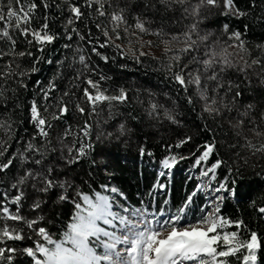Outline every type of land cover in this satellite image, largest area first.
Instances as JSON below:
<instances>
[{"label":"snow or ice","instance_id":"obj_1","mask_svg":"<svg viewBox=\"0 0 264 264\" xmlns=\"http://www.w3.org/2000/svg\"><path fill=\"white\" fill-rule=\"evenodd\" d=\"M148 166L133 202L115 181ZM261 225L264 0H0V264H260Z\"/></svg>","mask_w":264,"mask_h":264},{"label":"trees","instance_id":"obj_2","mask_svg":"<svg viewBox=\"0 0 264 264\" xmlns=\"http://www.w3.org/2000/svg\"><path fill=\"white\" fill-rule=\"evenodd\" d=\"M56 2H60V0H56ZM56 14L55 8L53 9V12L50 13V15ZM61 23V20H57V25ZM86 31V30H85ZM95 32V29H93ZM154 39L153 37L144 36L143 39ZM75 37H73V41H75ZM135 40V38H132ZM64 40H58L56 42V45L52 48L53 52H56L57 49L60 48V45L65 43ZM85 46H87V42H83ZM118 43H123L125 45V50H127V47H130V45L127 44V41H118ZM139 46L137 45V48ZM105 51V50H101ZM144 51H149L147 47L144 48ZM155 55H159V49H152L151 50ZM61 54H63L61 50ZM106 54L111 56L116 55L114 49H107ZM143 63L142 64H136L135 61L129 59L122 58L118 55H116V60L118 63H113L111 59L105 65V62L100 61L99 58L95 55H92V60L96 62L101 71L106 72L109 76L114 77L115 81L117 83H122L125 86L129 87L133 92L134 90L139 87L141 84H144L145 86H148L150 83L153 87L159 85L161 88L165 87V82L163 80L162 73L157 74L153 72V68L156 67V64L152 61L151 57H143ZM119 63L127 64V68L120 69L118 67ZM147 66V67H146ZM131 94V93H130ZM159 153H157L158 155ZM147 164V161L145 162ZM191 163V161H184L176 166V168L173 170L172 178L170 181V188H171V197L173 201V205L175 206L176 203L179 201V194L182 190H184L185 185L184 181L187 179V173L186 169L188 168V165ZM192 171H195L193 169ZM167 178H162L161 182H164ZM155 180V173L154 170L148 166L144 168L143 177L137 176L135 179H129L126 175L125 176H118L116 183H123L124 188L131 194V199L133 202L136 200L135 193L137 190H139L141 193H144L147 191V188L150 187L151 183ZM192 183H189L187 185V190H191ZM160 195H169V193H161ZM159 200V197H158ZM202 198H199L197 200V203H202ZM223 212L225 214L237 216L240 215V212L238 211L236 205L233 202H228L224 208ZM244 218L246 220H252V223L255 224L254 218L250 216L249 213H244ZM261 235H264V225H261ZM260 264H264V251L260 253Z\"/></svg>","mask_w":264,"mask_h":264}]
</instances>
